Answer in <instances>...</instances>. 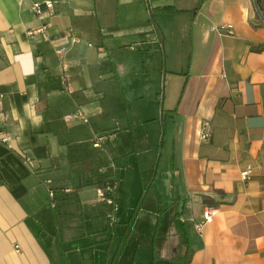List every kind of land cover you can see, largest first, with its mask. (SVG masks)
<instances>
[{
	"label": "crops",
	"instance_id": "1",
	"mask_svg": "<svg viewBox=\"0 0 264 264\" xmlns=\"http://www.w3.org/2000/svg\"><path fill=\"white\" fill-rule=\"evenodd\" d=\"M45 1L53 15L38 19L30 6ZM166 6L175 11L154 10ZM221 24L233 35L210 31ZM41 25L45 35L28 36ZM261 45L254 0H0V264H182L187 255L188 264H264V52L252 50ZM164 79L155 199L131 208L113 163L135 149L96 146L112 132L117 91L137 80L131 96L143 102ZM78 110L87 122L65 119ZM130 116L124 134L133 121H157L143 108ZM86 142L99 163L84 170ZM149 151L134 186L149 179ZM106 183L116 188L112 220L86 195ZM203 197L216 215L199 234Z\"/></svg>",
	"mask_w": 264,
	"mask_h": 264
},
{
	"label": "rangeland",
	"instance_id": "2",
	"mask_svg": "<svg viewBox=\"0 0 264 264\" xmlns=\"http://www.w3.org/2000/svg\"><path fill=\"white\" fill-rule=\"evenodd\" d=\"M168 26H172L171 21H168ZM165 66H166V59H165ZM166 70V68H165ZM151 75H148L147 80L149 81V78ZM132 85L136 86L137 80H130ZM138 84V83H137ZM129 85V88H125L123 86V91H117L118 98H112L109 101V105H107V110L109 111L110 117L113 119H110V123L112 125V132L108 133V136L104 137L108 138L106 142L98 141V144L96 147L105 148V150L110 153L111 155L114 154V152L119 149L121 146L122 148L126 145V143H129V147L134 148L136 151L135 154H130L122 159H115L113 163V169L116 170V172L122 173L123 179H124V191H125V198L126 200L123 202V205L128 206L129 204H132V207H136L139 205L142 206V203H144V207L146 206L148 208L149 203L154 201V193L153 190H150L148 188L149 183L151 179L153 178V173L157 166V161L159 160V155L161 154V138L163 134V128L161 124V110L165 109L163 96L165 93H168V87L167 83L165 82V79L162 80L161 87L159 90L155 93H152V99H149L148 94H150L151 91L146 90L143 94H145L146 98L143 100H134L132 94H135L138 90H136L135 86ZM121 92L124 93L126 98L121 94ZM143 92V91H142ZM159 103H158V101ZM159 104V105H158ZM142 108L147 109V114L151 117L156 118V122L152 121L149 123H143L139 121H133L132 122V128L131 133L124 134V128L123 123L120 119L123 117H126L127 115H131L132 117H142ZM130 116V117H131ZM85 125V124H83ZM159 127L161 128V137L157 139ZM115 136L109 137V136ZM149 136V138L147 136ZM146 136L147 138L143 137ZM117 137V138H116ZM151 150V153L156 152V158L154 162L152 163L153 169L150 173L148 181H145L144 185L134 186V182H139L141 184V179L139 177V170L137 169L138 165L142 167V173L147 170V168L150 166L148 161V155L149 152L146 151ZM80 157H79V165L85 169L92 168L94 164V158H96L97 163H99L98 158L99 154H97V151L92 149L91 144L89 142L84 143L78 150ZM128 164V165H127ZM91 166V167H90ZM129 171L121 172V168L128 169ZM99 168V166L97 167ZM92 170L94 175H98V169ZM103 168V167H102ZM146 173V172H145ZM144 175V174H143ZM134 176V177H133ZM135 178V180H134ZM144 177H142V180ZM134 190L139 191L137 193V196L133 203H131L130 198L132 196V192ZM88 198H95L99 201H103L104 204L108 207V210L110 207L107 205L105 200H102L97 193L95 187H90L87 189ZM73 196V195H70ZM171 213V212H169ZM109 214V211H108ZM167 220V218H166Z\"/></svg>",
	"mask_w": 264,
	"mask_h": 264
},
{
	"label": "built area",
	"instance_id": "3",
	"mask_svg": "<svg viewBox=\"0 0 264 264\" xmlns=\"http://www.w3.org/2000/svg\"><path fill=\"white\" fill-rule=\"evenodd\" d=\"M53 6L54 3L52 1H45V2H34L30 6L31 12L34 16L38 19H42L44 17H50L53 15ZM47 29V25H41L39 28L35 30L28 31V36L33 37L37 35H45ZM210 31L215 33L218 36L221 35H233V28L230 25H214L210 27ZM77 42V40H73ZM66 120L70 119H82L87 122V119L82 111H77L72 115H68L65 117ZM211 137L210 130L207 126H204L201 130V139L202 140H209ZM25 161L28 162L29 160L25 158ZM250 169H246L241 173V179L246 181L249 179L250 176ZM50 197L49 208H55V203L52 201L53 193L52 191L48 192ZM98 194L102 200H105L107 205L110 207V213L108 214V218L110 220L113 219V213L117 210V197H116V188L115 186L107 187L105 189H99ZM216 215V208L213 206H204L203 212L201 215L200 220L196 224V230L199 234H201L202 228L210 223ZM18 251V248L16 249Z\"/></svg>",
	"mask_w": 264,
	"mask_h": 264
},
{
	"label": "trees",
	"instance_id": "4",
	"mask_svg": "<svg viewBox=\"0 0 264 264\" xmlns=\"http://www.w3.org/2000/svg\"><path fill=\"white\" fill-rule=\"evenodd\" d=\"M256 4H257V7H258L260 13L262 14V16H264V7L261 6L259 0H256ZM154 10L162 12V13H171V12L175 11L174 8L170 7V6L156 8ZM252 50L254 52H264V45L252 48ZM104 186L105 187L103 189H105L107 187H112V186H114V184L113 183H106ZM203 201L207 206H213V203H211L207 197H203ZM188 260H189V257L187 255L182 264H188Z\"/></svg>",
	"mask_w": 264,
	"mask_h": 264
},
{
	"label": "water",
	"instance_id": "5",
	"mask_svg": "<svg viewBox=\"0 0 264 264\" xmlns=\"http://www.w3.org/2000/svg\"><path fill=\"white\" fill-rule=\"evenodd\" d=\"M254 3H255V8H256V11H257V13H258L260 19H261L262 21H264V16H262V14L260 13V11H259V9H258V7H257V4H256V2H255V0H254Z\"/></svg>",
	"mask_w": 264,
	"mask_h": 264
}]
</instances>
